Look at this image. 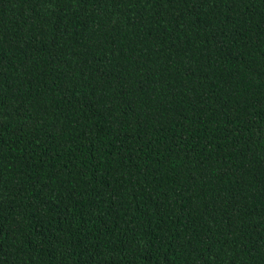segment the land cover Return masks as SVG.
Masks as SVG:
<instances>
[{"label":"trees","instance_id":"16d2710c","mask_svg":"<svg viewBox=\"0 0 264 264\" xmlns=\"http://www.w3.org/2000/svg\"><path fill=\"white\" fill-rule=\"evenodd\" d=\"M0 264H264V0H0Z\"/></svg>","mask_w":264,"mask_h":264}]
</instances>
